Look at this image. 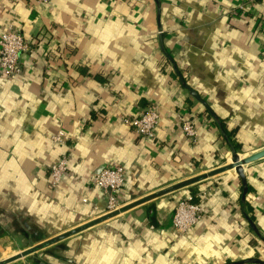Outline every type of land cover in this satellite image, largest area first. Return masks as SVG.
<instances>
[{"label": "crops", "instance_id": "1", "mask_svg": "<svg viewBox=\"0 0 264 264\" xmlns=\"http://www.w3.org/2000/svg\"><path fill=\"white\" fill-rule=\"evenodd\" d=\"M8 27L31 44L18 72L0 67V229L23 237V247L105 215L95 176L107 165L126 167L119 198L127 205L231 163L235 143L242 156L264 148L261 0H0V35ZM149 105L160 120L155 136L143 137L125 117ZM186 118L195 138L182 128ZM62 155L68 168L53 185ZM245 174V199L229 169L59 240L25 264L264 261V157ZM193 193L202 216L181 232L176 205Z\"/></svg>", "mask_w": 264, "mask_h": 264}, {"label": "built area", "instance_id": "2", "mask_svg": "<svg viewBox=\"0 0 264 264\" xmlns=\"http://www.w3.org/2000/svg\"><path fill=\"white\" fill-rule=\"evenodd\" d=\"M47 2L50 0H40ZM264 2V0H261ZM31 48L30 42L19 30L8 27L0 35V67L7 74H15L20 70V55ZM160 116L154 105H149L142 113L135 117H125V122L133 126L138 135L143 137L155 136ZM182 128L192 138L197 135V129L191 119L182 120ZM63 129L55 136V140L64 141ZM68 168V156L62 155L51 167L52 184L59 183ZM127 181V170L123 164L105 166L96 176L95 183L100 186L107 196V213L122 207L120 193ZM202 216V209L192 198L180 199L174 213L175 227L184 232L196 224Z\"/></svg>", "mask_w": 264, "mask_h": 264}, {"label": "water", "instance_id": "3", "mask_svg": "<svg viewBox=\"0 0 264 264\" xmlns=\"http://www.w3.org/2000/svg\"><path fill=\"white\" fill-rule=\"evenodd\" d=\"M157 4L159 5L160 4V0H156ZM160 31L162 30V26L160 25ZM160 41H161V45L163 44V39H162V35L160 34ZM172 59V58H171ZM173 61V59H172ZM173 64L174 61H173ZM176 67V66H175ZM177 72L180 76V79L183 83V85L185 86V88H187L189 90V92L191 93L192 96H194L196 99H198L199 101L203 102L209 110H211L210 106L204 101V99L199 95V93L197 92V90H195L193 87H191L190 85H188L183 77V75L180 73V71L177 69ZM217 121L220 123L219 119L217 118ZM222 132L224 133L225 137L228 139L226 133L222 130ZM231 149H232V156H231V163H227V164H224V165H221V166H218L216 168H213L209 171H206L204 173H200V174H197V175H194L192 177H189L188 179H185V180H182L178 183H175L173 185H170L169 187H166L160 191H157V192H154L150 195H146L145 197L141 198V199H138L136 201H133L127 205H123L122 207H120L119 209H116L115 211H112V212H109V213H106L105 215L101 216V217H98L97 219H94L88 223H85L79 227H76L70 231H67V232H64L60 235H57L55 237H52L50 239H47V240H44V241H41L39 243H37L36 245H33L27 249H25L24 251H22L21 253H18L16 255H13L7 259H3V260H0V264H6L8 262H11V261H14L16 259H19L23 256H27V255H30L32 253H35L59 240H62L70 235H73L81 230H84L98 222H101L107 218H110L114 215H117L133 206H136L140 203H143L147 200H150L154 197H157V196H160V195H163L165 193H168V192H171V191H175V190H178V189H181L183 187H187V186H190V185H193L197 182H200L204 179H207L211 176H214V175H217L219 173H222L224 171H227L229 169H235L237 175L240 177L241 179V182H242V185H243V196L242 198L245 199L246 197V193L248 191V182H247V177H246V174H245V165L250 163V162H253L257 159H260L262 157H264V148L259 150V151H255L253 153H250L246 156H242L236 149L234 146H231ZM251 226L253 227V229L259 234L261 235V233L258 231L257 227H256V224L254 223V221L249 217L247 216ZM246 262H257V263H262L264 264V261L261 260L260 258H248V259H243V260H238V261H231V262H228V263H224V264H243V263H246Z\"/></svg>", "mask_w": 264, "mask_h": 264}, {"label": "rangeland", "instance_id": "4", "mask_svg": "<svg viewBox=\"0 0 264 264\" xmlns=\"http://www.w3.org/2000/svg\"><path fill=\"white\" fill-rule=\"evenodd\" d=\"M19 238H21V237H10L9 235H4V236L0 237V260L7 259L13 255L21 253L25 249L39 243V241L36 240V242L33 241L32 243H30L31 244L30 246L23 247L25 241H23L24 240L23 237L21 238L22 240ZM27 243H29V242H27ZM39 251H42V249ZM37 252L32 253V254L27 255V256H23L19 259L8 262L6 264H25V261L30 260L29 258L32 257V255L36 254Z\"/></svg>", "mask_w": 264, "mask_h": 264}, {"label": "trees", "instance_id": "5", "mask_svg": "<svg viewBox=\"0 0 264 264\" xmlns=\"http://www.w3.org/2000/svg\"><path fill=\"white\" fill-rule=\"evenodd\" d=\"M208 116L211 117V114L208 113ZM221 125H222V128H224V130L226 131V133L230 137L232 133L230 131H228L225 122L222 121ZM230 139H231V137H230ZM232 142H233V140H232ZM237 147H238V145H237V143H235V148H237ZM192 200L196 201V202L199 201V198H198V196L195 193L192 194ZM243 205L246 208V210H247V208H248V210H251V206H250V204L247 201H243ZM3 235H4V231L2 229H0V237H2Z\"/></svg>", "mask_w": 264, "mask_h": 264}]
</instances>
